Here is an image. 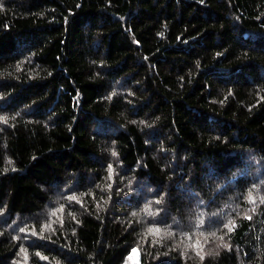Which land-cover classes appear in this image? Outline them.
Returning a JSON list of instances; mask_svg holds the SVG:
<instances>
[{
	"label": "trees",
	"instance_id": "obj_1",
	"mask_svg": "<svg viewBox=\"0 0 264 264\" xmlns=\"http://www.w3.org/2000/svg\"><path fill=\"white\" fill-rule=\"evenodd\" d=\"M0 117V264H264V0H0Z\"/></svg>",
	"mask_w": 264,
	"mask_h": 264
},
{
	"label": "snow or ice",
	"instance_id": "obj_2",
	"mask_svg": "<svg viewBox=\"0 0 264 264\" xmlns=\"http://www.w3.org/2000/svg\"><path fill=\"white\" fill-rule=\"evenodd\" d=\"M114 94V93H113ZM0 122H6V118L4 117H0ZM113 155H115V153L113 152ZM109 171L111 172V166H109ZM69 199H76V197H69ZM249 202H252V194L251 192L249 193ZM156 203H159V201H156ZM145 212L148 214V215H153L154 213L151 211L150 208H146L145 209ZM53 215H55V213H52ZM133 215H136V213H133ZM234 222H232L231 224H233ZM228 225H226L227 227ZM231 227L229 228V231H231ZM150 232H155V233H159V229H149ZM33 235H35V232L32 233ZM219 239H223V237H219ZM199 254V252L197 253ZM203 259V257H201Z\"/></svg>",
	"mask_w": 264,
	"mask_h": 264
}]
</instances>
